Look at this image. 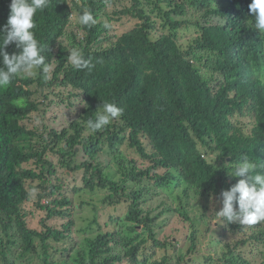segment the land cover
Here are the masks:
<instances>
[{"label":"trees","instance_id":"trees-1","mask_svg":"<svg viewBox=\"0 0 264 264\" xmlns=\"http://www.w3.org/2000/svg\"><path fill=\"white\" fill-rule=\"evenodd\" d=\"M251 2L51 0L37 13L50 78L37 70L0 90V264H254L256 252L264 264V221L252 234L215 214L239 179L227 166L243 155L264 165V37L248 25ZM9 5L0 0V31ZM82 6L96 25L78 23ZM123 19L136 22L118 35ZM72 48L90 72L68 63ZM105 100L123 114L89 133Z\"/></svg>","mask_w":264,"mask_h":264},{"label":"clouds","instance_id":"clouds-1","mask_svg":"<svg viewBox=\"0 0 264 264\" xmlns=\"http://www.w3.org/2000/svg\"><path fill=\"white\" fill-rule=\"evenodd\" d=\"M50 3L51 0H10V15L0 31V90L7 89L16 79L34 78L37 70L42 73L45 81L50 78V65L46 63L44 55L46 45L37 38L35 31L37 13L46 10ZM82 8L78 23L89 28L96 25L98 21L93 13L87 7ZM249 11L255 16L254 23L252 20L248 21L249 27L258 29L264 37V0H252ZM104 28L109 29L111 25L105 22ZM13 43L20 51L10 54L6 49ZM68 63L74 70L87 69L90 72L95 67L92 60L86 58L78 48L70 49ZM261 82L264 83V79ZM98 109L95 118L86 120L85 127L89 133L108 127L123 114V109L115 102L106 100ZM104 163H108V158ZM227 168L230 177L239 179L221 193L223 207L215 214L223 222H238L249 226L253 234L254 229L250 226L264 221V165L248 155H243L241 160ZM153 193L154 189L151 199Z\"/></svg>","mask_w":264,"mask_h":264},{"label":"rangeland","instance_id":"rangeland-1","mask_svg":"<svg viewBox=\"0 0 264 264\" xmlns=\"http://www.w3.org/2000/svg\"><path fill=\"white\" fill-rule=\"evenodd\" d=\"M136 20L134 21H131L129 19H123V20H120V21H115L114 22V27H115V31L116 33L119 35L123 32H126L128 29H130L131 27L134 26ZM64 112V109H60V110H57L55 109V111L52 113L53 115H62ZM51 120V119H49ZM55 120V119H54ZM56 124H57V121L55 120L54 121ZM54 124V123H53ZM125 149V148H124ZM126 150L127 151H131L132 149L130 147H126ZM135 154L138 156V158H140V155L138 152L135 151ZM104 161L106 162L107 161V158H103ZM128 186H132V185H135L134 182H130L127 184ZM46 202V201H45ZM161 202V198L158 197V195L156 193H153V197L151 200L148 201V204H146V206H151V208H157V206L160 204ZM193 206H194V211L191 212V215L194 216L196 215V210L198 208V202L196 203H192ZM211 205V204H210ZM145 206V204L143 205V207ZM104 215H108V212L104 213ZM173 220H176V218H174ZM173 222V221H172ZM171 222V223H172ZM35 226H39V218L35 221L34 223ZM206 228V226H203V229ZM170 233H172L170 230H169ZM202 238V236H201ZM203 239V238H202ZM211 240V238H209L208 240H203V243L200 245V248L203 249L202 252L205 253V252H208L209 251V247H208V243L209 241ZM186 242V241H185ZM188 248V245L184 248V250H186ZM248 248L250 249H253L254 250V247H251V246H248ZM256 251V250H255ZM252 260L254 261V264H259V262L262 261V256L261 254H259L258 252H256L252 257Z\"/></svg>","mask_w":264,"mask_h":264}]
</instances>
